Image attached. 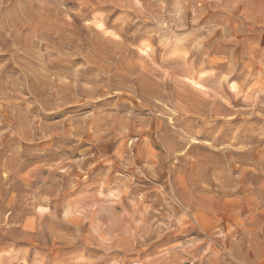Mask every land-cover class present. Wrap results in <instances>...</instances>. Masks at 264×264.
<instances>
[{
  "label": "rangeland",
  "instance_id": "rangeland-1",
  "mask_svg": "<svg viewBox=\"0 0 264 264\" xmlns=\"http://www.w3.org/2000/svg\"><path fill=\"white\" fill-rule=\"evenodd\" d=\"M0 264H264V0H0Z\"/></svg>",
  "mask_w": 264,
  "mask_h": 264
}]
</instances>
